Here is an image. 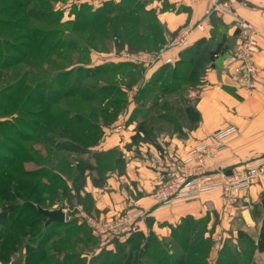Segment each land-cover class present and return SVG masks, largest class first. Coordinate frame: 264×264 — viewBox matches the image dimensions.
Wrapping results in <instances>:
<instances>
[{"label":"rangeland","instance_id":"1","mask_svg":"<svg viewBox=\"0 0 264 264\" xmlns=\"http://www.w3.org/2000/svg\"><path fill=\"white\" fill-rule=\"evenodd\" d=\"M152 1L0 0V264H89L100 253L120 259L110 264H253L262 251L264 190L252 202L249 193L264 175L230 205L221 190L178 207L154 200L158 166L209 137L187 145L206 75L219 65L213 55L224 49L203 37L172 62H132L126 51L157 56L173 40ZM224 153L208 163L214 179L227 172ZM154 155L160 211L140 206V231L97 234L94 223L140 208L144 193L120 178L129 158ZM38 207L62 208L66 222L47 227Z\"/></svg>","mask_w":264,"mask_h":264},{"label":"crops","instance_id":"2","mask_svg":"<svg viewBox=\"0 0 264 264\" xmlns=\"http://www.w3.org/2000/svg\"><path fill=\"white\" fill-rule=\"evenodd\" d=\"M234 7L240 19L247 20L260 31H264V0L239 1ZM147 8L157 10L160 23L171 39L176 37L182 27L189 25V23L195 24L204 17L203 3L189 6L185 0H153ZM236 24L233 17H212L207 22V32L202 34L195 31L190 39V43H194L203 37L214 38L215 45L220 44L224 50L219 54L218 67L209 70L206 75L207 86L201 92L200 100L196 104V110L200 114V124L189 132L187 145L189 146L191 143L203 139L219 129L236 127L239 134L228 143V152L226 151L227 153L225 152L221 156V162H219L220 165H227L225 166L227 172L231 169L240 171L243 168L244 161L264 154V52L261 51L255 57L259 79L254 90L228 87L225 76L219 70L222 60L226 55L231 54L238 45L239 31ZM260 44L262 47L264 46V38L261 39ZM181 52L175 49L170 50L165 52L164 57L174 59ZM125 53L131 54L128 51ZM227 90L235 91L236 96L231 95ZM176 145L175 142L171 147L175 148ZM176 151L175 156L182 157L178 150ZM155 157L157 155L148 156L147 159L129 158L127 174L120 178L121 184L131 183V190L134 194L136 193L135 187L138 188V191L144 193L145 199L138 204L133 203L137 207L141 206L147 211H152V214L156 213L155 211H160L155 209V203L152 199L153 183L156 178L154 167L157 161L154 160ZM215 179L219 180L218 178ZM263 190L264 183H262V186L253 188L249 193V200L251 202L255 201ZM107 203L106 198H101L98 207L101 209ZM244 216L246 215L244 214ZM257 252L253 264H264V250Z\"/></svg>","mask_w":264,"mask_h":264},{"label":"built area","instance_id":"3","mask_svg":"<svg viewBox=\"0 0 264 264\" xmlns=\"http://www.w3.org/2000/svg\"><path fill=\"white\" fill-rule=\"evenodd\" d=\"M239 1L245 0H185L189 6L203 3L204 17L195 24L189 23L182 27L169 46L159 55L139 52L129 54L128 57L132 62L158 63L159 60L164 63L172 62L174 59L164 57L165 52L185 47L195 31L205 34L207 22L213 16L233 17L239 31L238 45L222 60L221 73L225 76L228 87L254 90L259 79L255 57L261 51L264 52V46L260 44L261 39L264 38V31L238 17L234 6ZM238 134L239 130L234 126L219 129L207 139L197 141L184 160L159 165L158 183L154 193L157 205L160 208L177 207L214 190H221L225 195L223 203L230 205L234 202L232 198L234 192L246 193L264 175V154L244 161L240 171L232 170L229 176L226 172L219 180L214 179L208 169V163H214L222 153L226 152L228 143ZM146 214L147 211L140 207L124 217L107 218L106 221L94 223L95 232L99 235L109 233L121 236L140 231V220Z\"/></svg>","mask_w":264,"mask_h":264},{"label":"trees","instance_id":"4","mask_svg":"<svg viewBox=\"0 0 264 264\" xmlns=\"http://www.w3.org/2000/svg\"><path fill=\"white\" fill-rule=\"evenodd\" d=\"M32 13V17H34V18H38L40 21H43V22H45L46 20H47V18L45 17L46 16V13H44V12H42V13H40V16L41 17H39L38 16V14H39V12L38 11H31ZM213 17H215V16H213ZM210 48L211 47H207V50L209 51L210 50ZM190 51L192 50V48L191 49H189ZM188 50V53H190V51ZM187 52V51H186ZM214 58H216L217 56V59H215L214 61V63H213V66H215V67H217V61H218V58H219V53H215L214 55ZM190 66H193L194 65V63L192 62V61H189V63H188ZM183 66V65H182ZM231 95H235V92H231L230 90H227ZM194 112V114L197 116V120H198V118H200V114H199V112L197 111V110H195V111H193ZM63 148L65 149V150H69V151H73V152H78V151H80L81 150V148H80V146H78V145H75V144H73V143H70V142H68V141H65L64 142V144H63ZM263 237H264V233L262 234L261 233V249L260 250H264V243H262V241H263ZM263 244V245H262ZM107 255H109V256H107L105 259H103L102 258V253H100L99 254V257L98 256H96V257H93V259L90 261V263L89 264H93L95 261H97V259H102L98 264H110V262L114 259V260H117V262L120 260V259H116V256L115 257H111V255L110 254H107ZM105 256V255H104ZM118 256V255H117ZM125 256V258L127 259V261H129V259H130V257H128L127 256V254H125L124 255ZM120 257V256H119ZM76 258V257H75ZM227 258L229 259V260H232V255H227ZM220 260V259H219ZM110 261V262H109ZM219 262V261H218ZM74 264H81V259L80 260H77V261H75L74 262ZM134 264V263H133ZM223 264H226V261L224 260L223 261Z\"/></svg>","mask_w":264,"mask_h":264},{"label":"water","instance_id":"5","mask_svg":"<svg viewBox=\"0 0 264 264\" xmlns=\"http://www.w3.org/2000/svg\"><path fill=\"white\" fill-rule=\"evenodd\" d=\"M232 174V170L227 172V176ZM38 213L47 219L46 226L53 224H63L66 222V214L62 208L57 210H47L42 207L37 208Z\"/></svg>","mask_w":264,"mask_h":264}]
</instances>
